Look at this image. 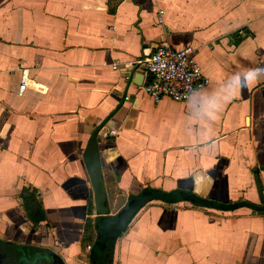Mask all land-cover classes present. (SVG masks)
Returning <instances> with one entry per match:
<instances>
[{
	"label": "crops",
	"instance_id": "0c3cea01",
	"mask_svg": "<svg viewBox=\"0 0 264 264\" xmlns=\"http://www.w3.org/2000/svg\"><path fill=\"white\" fill-rule=\"evenodd\" d=\"M165 39L190 46L209 79L185 101L139 90L148 73L135 62ZM24 68L37 89L18 93ZM94 131L107 218L149 190L212 204L151 192L95 252L103 218L83 159ZM92 253V264H264V0H0V264Z\"/></svg>",
	"mask_w": 264,
	"mask_h": 264
},
{
	"label": "built area",
	"instance_id": "2783aa9c",
	"mask_svg": "<svg viewBox=\"0 0 264 264\" xmlns=\"http://www.w3.org/2000/svg\"><path fill=\"white\" fill-rule=\"evenodd\" d=\"M161 13L162 10L157 13L158 23L162 22ZM137 62L144 63L148 73V79L139 86V90L155 102L162 97L185 101L193 89H201L209 84V79L203 74L190 46L174 47L165 39L157 44L148 57L135 63ZM135 63H127L123 70L132 68ZM113 67L117 68L116 65ZM27 72L25 68L21 71L18 93H22L26 88L37 89V83ZM107 133L114 134L115 131L111 129Z\"/></svg>",
	"mask_w": 264,
	"mask_h": 264
},
{
	"label": "water",
	"instance_id": "95a60500",
	"mask_svg": "<svg viewBox=\"0 0 264 264\" xmlns=\"http://www.w3.org/2000/svg\"><path fill=\"white\" fill-rule=\"evenodd\" d=\"M137 77L138 80L135 82L140 84L141 75H138ZM97 142V133L94 131L86 143L83 159L93 190L94 208L96 213L102 215L103 224L105 225L103 234L101 235V233H98L97 240L95 241L93 247L94 251L99 253L105 248L108 241H111L115 238V234L119 232L124 226L125 220L131 216L133 210L139 205L145 196L150 194V192L144 191L139 196L129 199L126 205L116 214L115 218L113 220H109L106 217L109 209L107 206L105 187L99 162ZM180 194L183 199H187L191 202L202 205L212 204V201H210L208 198L201 197L193 192L182 191Z\"/></svg>",
	"mask_w": 264,
	"mask_h": 264
},
{
	"label": "trees",
	"instance_id": "16d2710c",
	"mask_svg": "<svg viewBox=\"0 0 264 264\" xmlns=\"http://www.w3.org/2000/svg\"><path fill=\"white\" fill-rule=\"evenodd\" d=\"M149 192H150V194H151V192H152V190H149ZM182 192V191H181ZM155 192H152V194H154ZM149 194V195H150ZM151 194V195H152ZM155 194H159V196H161L163 199H165V200H171V199H177V198H180V197H182L181 196V194H180V191L179 190H173V191H171V192H168V193H163V194H160V193H155ZM165 195V196H164ZM151 196H146L145 198H143V200L139 203V205L133 210V212H132V214H131V216L134 214V212L147 200V199H149ZM242 204H246V205H249L250 207H252V208H254V209H256V210H260L261 208H260V206L259 205H257V204H254V203H251V202H249V201H242ZM232 205L230 204V205H226L225 207H231ZM131 216L129 217V218H127L126 220H125V223H124V226L127 224V222L129 221V219L131 218ZM103 218V217H102ZM115 218V216H111V218L110 219H114ZM101 225H102V227H103V224H102V222H101ZM124 226L122 227V229L124 228ZM121 229V230H122ZM120 230V231H121ZM119 231V232H120ZM119 232H117L116 234H115V236L119 233ZM108 245H112V240L111 241H108ZM110 255V254H109ZM109 255L107 256V258L109 257ZM96 258V256L94 255V253H92V256H91V264H92V260H94Z\"/></svg>",
	"mask_w": 264,
	"mask_h": 264
},
{
	"label": "clouds",
	"instance_id": "9594fccd",
	"mask_svg": "<svg viewBox=\"0 0 264 264\" xmlns=\"http://www.w3.org/2000/svg\"><path fill=\"white\" fill-rule=\"evenodd\" d=\"M193 91H198V89H193ZM214 107L215 105L213 104V102L211 100H207L205 103V111L203 114L206 116H210Z\"/></svg>",
	"mask_w": 264,
	"mask_h": 264
},
{
	"label": "flooded vegetation",
	"instance_id": "af4514ba",
	"mask_svg": "<svg viewBox=\"0 0 264 264\" xmlns=\"http://www.w3.org/2000/svg\"><path fill=\"white\" fill-rule=\"evenodd\" d=\"M105 247H106V246H105ZM104 251H105V248L102 250V253H101V254H106ZM95 259H96V258H95ZM104 259H105V260H108L106 256L104 257ZM92 261H94V260H92ZM94 264H101V261L96 260V262H95Z\"/></svg>",
	"mask_w": 264,
	"mask_h": 264
},
{
	"label": "rangeland",
	"instance_id": "374dc122",
	"mask_svg": "<svg viewBox=\"0 0 264 264\" xmlns=\"http://www.w3.org/2000/svg\"><path fill=\"white\" fill-rule=\"evenodd\" d=\"M111 218V216H108V219L109 220H112V219H110ZM103 224V223H102ZM105 228V225L103 224V229Z\"/></svg>",
	"mask_w": 264,
	"mask_h": 264
}]
</instances>
